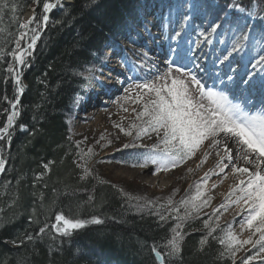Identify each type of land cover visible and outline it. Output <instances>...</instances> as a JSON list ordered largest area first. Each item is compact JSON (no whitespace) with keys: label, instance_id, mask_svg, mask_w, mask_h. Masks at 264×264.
I'll return each instance as SVG.
<instances>
[{"label":"trees","instance_id":"obj_1","mask_svg":"<svg viewBox=\"0 0 264 264\" xmlns=\"http://www.w3.org/2000/svg\"><path fill=\"white\" fill-rule=\"evenodd\" d=\"M138 1L69 0L49 12L46 26L41 23L35 49L20 67L24 90L11 142L0 141L6 162L0 172V264H156L151 247L166 251L163 245L175 221L161 222L151 209H133L110 181L93 175L80 179L83 171L76 166L69 126L87 65L106 41L126 33ZM43 2L5 0L7 7L0 11V48L5 51L0 56V127L16 96L6 71L12 58L6 53L14 47L11 41L24 12L32 10L42 22ZM236 2L218 0L211 5L215 11L199 8L204 12L200 17H220L230 4L248 8L253 0ZM255 3L258 14L264 15V0ZM49 161L46 170L43 165ZM56 213L84 220L97 217L102 223H89L67 237L50 228L38 236L40 227L55 222ZM197 221L186 223L175 264H233L234 258L216 239L209 238L199 250L207 230L200 232ZM214 236L219 238L216 232Z\"/></svg>","mask_w":264,"mask_h":264},{"label":"snow or ice","instance_id":"obj_2","mask_svg":"<svg viewBox=\"0 0 264 264\" xmlns=\"http://www.w3.org/2000/svg\"><path fill=\"white\" fill-rule=\"evenodd\" d=\"M36 2L38 3L39 0H36ZM255 2L256 0H253V3ZM58 4L59 0H55V2L44 0L42 22L36 20L34 13L26 22L18 24L20 31L11 41L14 47L6 53L7 56L12 58L6 71L12 78L16 96L9 101L11 111L5 110L7 119L0 127V141L11 142L12 133L10 130L16 122V118L20 115L18 111L19 95L24 90L21 86L20 67L27 63V57L32 54L31 50L35 49L39 39L41 23L46 26L49 20L48 13ZM6 7L5 0H0V11ZM229 7L240 9L238 4L229 5ZM12 10L15 12V6ZM240 10L243 11V9ZM34 23L37 24L35 28L31 27ZM218 26H214L212 30L215 31ZM3 31V29H0V32ZM29 33H31L30 37ZM179 35L180 33L177 32L176 36ZM173 38L175 39V37ZM242 38L247 39L248 34H243ZM240 46L238 40L232 50L238 51ZM188 51H191V49ZM3 55H5V51L0 48V56ZM176 58L190 62V57L184 51L177 50ZM224 59L227 60L228 57L225 56ZM172 63H175V61ZM257 64H264V55L260 56ZM175 72L180 75H172L170 64L168 71L163 75H157L154 80H145L142 83L135 84L134 88L137 90V95L133 102L141 105L140 110L133 109L135 113L134 121L128 125L127 129L120 124L113 125L126 136H133V130H135L134 139H140L141 136L148 135L150 132L156 134L157 142L143 156V160L132 164L133 167L140 168H146L149 164L155 165L153 175L162 171L167 172L190 159L206 140L210 141L208 146L215 148L216 156L219 157L215 167L219 168L220 172L217 173L212 170L206 172L200 182L194 186L190 185L189 190H186V195L179 201H174L172 196H169L164 204L145 201V205L161 210L154 213L158 216L159 221H175L170 228L171 237L163 245L166 251L161 252L155 244L151 247L156 264H175V260L180 257L182 252L186 223L196 219L201 210L210 205L211 197L206 195L202 185L207 183L210 175H220L229 167H231L233 174L238 173L245 178L239 179L238 183L230 189L228 196L225 198V203L213 209V215L217 222L215 227L210 223L211 217L209 220H204L203 226L207 232L199 241V250L203 251L204 246L208 244L209 238H211L218 240V243L233 258L236 257L238 251L244 249L245 245H250L254 252L252 255H248L242 261V264H251L256 259L264 260V110L257 112L244 110L240 104L232 103L225 92L206 88L197 76L186 67L177 66ZM159 81H163V83H159ZM193 88L198 95H193ZM127 91L129 90L126 89ZM4 99L7 100L8 98L5 96ZM204 101H207V103H204ZM124 110L128 111V109ZM20 127L23 129L24 125H20ZM222 134L225 139L231 140L237 145L235 153L227 143H223L221 139H218ZM100 139H105L103 134ZM108 143H111V141H108ZM222 143L225 155H221L220 146ZM77 147H79V144H77ZM123 147H140V145L129 143L124 144ZM209 154L208 152L204 153L201 164L206 162ZM77 155L80 157L81 162L77 163L76 166L82 169L83 175L80 179L83 180L92 175L88 167V161L94 153L89 148L87 152L80 151ZM240 159L246 165H252L253 167L250 169L246 166H238L235 160ZM225 160H227V163H225ZM5 163L2 149H0V172L4 171ZM51 163L49 161L44 164V169L48 170ZM199 166L197 165V167ZM188 171L191 172L192 169ZM42 175L37 176V179H40ZM99 182L105 183L104 181ZM192 187H195L194 194H190ZM212 187L215 188L216 185L213 184ZM119 191L128 200L140 201L143 199L142 197L129 196L122 189ZM173 195H175V191ZM232 197H235V199H232ZM228 201L241 206L240 212L246 211V215L240 224V230L243 232L246 229L249 232L247 239H239L238 234L232 230L231 224L226 225L223 229L220 228L218 223L220 215L218 213L220 209L227 211ZM137 206L143 207L144 205L138 204ZM243 206H246V208ZM54 219L55 222L51 225L45 223L43 227H40L37 235L45 234L50 228L56 234L67 237L89 223H102L97 217H92L90 220L74 219L66 217L63 213H56ZM217 230L223 233L219 238L214 236ZM28 239L30 240L32 237L28 236ZM245 250L247 251V249ZM233 264H235V261H233Z\"/></svg>","mask_w":264,"mask_h":264},{"label":"rangeland","instance_id":"obj_3","mask_svg":"<svg viewBox=\"0 0 264 264\" xmlns=\"http://www.w3.org/2000/svg\"><path fill=\"white\" fill-rule=\"evenodd\" d=\"M68 1L69 0H59L58 5L60 6L63 2ZM175 1L176 0L138 1V10L133 22L125 31L126 33L119 34L116 38H110V40L106 41L100 52L95 54L94 59L87 65L84 81L80 86L82 95L76 101L72 115L69 118L70 133L74 142L73 154L77 158L76 164L81 162L77 153L80 151L87 152V150L91 148L94 155L88 161V167L94 179L98 178L104 181H110L129 196L142 197V200L136 201L128 200V198L124 196L129 206L135 210L151 209L155 212L161 211L156 207L145 205V201H152L154 204H164L169 196H172L174 201H179L186 195V190H189L190 185L194 186L196 183L200 182L198 180L201 171L199 169L194 170L198 159L195 160L193 164H189L187 159L182 164L167 171L164 177L153 179V182L152 173L155 171V168L149 176L145 178L132 175V170L134 168H139L133 167L132 164L142 161L143 156L146 155L151 146L157 142L155 133L150 132L148 135L141 136L140 139H134L135 130H133V136H126L119 128L113 126L114 124H120L127 129L128 125L134 121L135 113L133 109H136V111L140 110L141 105L133 102L137 95V90L134 88V85L142 83L145 80H154L157 75H163L168 71L170 64L172 67V75L178 76L180 74L175 72L177 66L189 69L192 65V61L195 59L194 57H196L195 61L198 62L200 59H205L207 54L211 52L216 53L218 56L221 54V59L217 60L216 63H221L220 66H224L226 62L224 57H229L233 51L227 49L218 53L208 46L207 42L210 43V41L205 37L206 28L212 31L213 27L217 26L218 23L220 25L224 17H228L227 13L219 18L218 23H211V21L205 19L203 21L202 18L199 17L204 15L203 10L199 8L206 11L207 7L208 10L215 11L216 9L211 7V5L215 6L218 0H177L178 2H176V5ZM51 2H55V0ZM250 5L248 9L240 6V9H243V11L236 7H226L225 10L229 12L228 14L232 16L231 13H234L236 17L235 20L237 22L234 23V27L239 23L241 25L251 23L255 7L252 2ZM256 6H259V3H257ZM28 11L29 15L26 19L22 17V22H26L28 18L33 15L32 10ZM177 13L180 16L181 29L180 26H175L173 28V24H170L174 22V17ZM239 15H241L240 18L237 17ZM188 20H191L193 23L197 20L200 26H205L199 31H196L194 28L188 32L184 31L182 35H179L181 37L179 43L183 40H190V38L195 37L193 40L194 44L190 48V52L193 54V60L190 58V62L188 60H178L176 56H174L176 53L175 49H177V47H174V42L177 38L176 33L181 32L180 30L184 28ZM258 20L263 27L262 32L264 33V18L258 15ZM164 21L165 26L163 28L161 24ZM31 27L35 28L37 24L34 23ZM144 28L151 31V36L144 32ZM30 36L31 33H29V37ZM173 37H175V39ZM129 38H134L137 43L131 42V40H128ZM261 40L258 42L259 48L264 47ZM133 44H142L143 47H136L133 46ZM155 44L157 47L160 45V48L158 47L156 50L157 52L161 49L165 52L164 55L163 53L156 54L157 62L161 65L158 69H155V66H153L152 62L147 58L150 47ZM259 52L260 50L258 53ZM261 54L264 55V52L261 51L259 53V59ZM126 57H129V60ZM109 61H111L113 65L110 68L108 67V64H110ZM173 61H175V63H172ZM238 68L237 64L233 67L235 71L238 70ZM105 69L109 72L106 74L104 72L103 74ZM220 70L217 71L219 72ZM191 71H193L203 84V78L200 79L196 68L193 67ZM235 71L233 72L236 73ZM236 75L237 77H243L242 80L245 78L243 75H238L237 73ZM101 77H104L105 80L102 81ZM245 81L261 86L264 85V82L259 80L251 81L250 78L245 79ZM108 82H115L116 84H109L107 86ZM168 82L170 83V81ZM159 83H163V81H159ZM204 85L206 86L205 82ZM111 87H114L115 92L112 95H110V92L106 94L105 92L107 89ZM96 89H103V92H98ZM126 89L129 91L126 92ZM192 93L193 95H198L194 88L192 89ZM204 103H207V101H204ZM124 109H128V111ZM91 110L95 111V113L91 114ZM102 134L105 137L103 140L100 139ZM108 141H111V143H108ZM129 143L140 145V147H123L124 144ZM77 144H79V147H77ZM127 149H130L128 153H126ZM129 155H134L136 159H129ZM121 158L128 159V163L124 162ZM150 165L152 164L148 166ZM189 169H192V171L189 172ZM239 179H244V177L237 174L235 183L227 188L224 185L222 188L223 192L227 189L230 192V189L238 183ZM207 185L208 181L206 184L202 185L205 193ZM174 191L175 195H173ZM194 192L195 187H192L190 194H194ZM232 199H235V197H232ZM223 203H225V196H221L220 198L212 197L210 205L204 207L199 216L196 219L190 220V222L199 219L196 223L200 227V232H202V230L205 229L203 226L204 220H209L211 217L210 223L215 227L217 222L213 215V209L218 208L215 206H219ZM138 204L144 206L138 207ZM228 204L229 207L227 211L224 209L219 210L218 214L220 215V219L218 223L220 228L223 229L226 225L231 224L232 230L234 233L238 234L239 239H247L249 232L246 229L243 232L240 230V224L243 217L246 215V211L240 212L241 206L232 204L231 201H228ZM243 207L246 208V206ZM238 212L239 214H237ZM169 221L172 222V220ZM216 234L220 237L223 233L217 230ZM245 249H247V251ZM253 252L254 250L251 249L250 245H245L244 249L237 252L234 261H241L240 263L242 264V261L248 255H252ZM262 261L264 260L256 259L251 263Z\"/></svg>","mask_w":264,"mask_h":264},{"label":"bare ground","instance_id":"obj_4","mask_svg":"<svg viewBox=\"0 0 264 264\" xmlns=\"http://www.w3.org/2000/svg\"><path fill=\"white\" fill-rule=\"evenodd\" d=\"M236 1L237 0H232V3H239V2H236ZM28 15H29V11L24 12V14L22 16L23 19L24 18L26 19ZM176 22L177 21L175 20L174 24H176ZM158 47L160 48V45H158ZM158 47H157L156 44L151 46L150 49H149V53L147 55V58H149L150 62H152L153 66H155L154 67L155 69H158V68L161 67V65L157 62L156 54H160V53H163V55L165 54L164 50H162V49L159 52H157L156 50H157ZM109 62H110V64H108V67L110 68L113 65L111 64V61H109ZM104 72L106 74L109 71L107 69H105L103 71V74H104ZM101 79H102V81L105 80L104 77H101ZM109 84H116V83L115 82H108L107 86ZM96 91L103 92V89H99V90L96 89ZM108 92H110V95H112L115 92L114 87L108 88L105 93L107 94ZM246 94H248V93H245L244 95H242V97L244 98L246 96ZM249 97L250 96H248L246 99H248ZM90 113L93 114V113H95V111L91 110ZM91 114H89V115H91ZM218 139H221L223 141V143H227L228 146L230 148H232L234 153H235L237 145L234 142H232L231 140L225 139L223 134L220 137H218ZM209 143H210V141H207V140L204 141V143L197 150L195 155L192 156L190 159H188V163L189 164H193L194 161L198 159V161L196 162V165L194 167V170L195 169H199L201 171L198 181H201V178L204 176V174L206 172H209V170H212V171L217 172V173L220 172V169L215 167L217 161L219 160V157L216 156V149L215 148H210L208 146ZM223 143L220 146L221 155H225V153L223 152ZM205 152H208L210 154L208 155L206 162L201 164L200 163L201 162V158L204 156ZM235 162L240 167H245L246 166V167H249L250 169L253 167L252 165H246L242 159L235 160ZM225 163H227V160H225ZM197 165H200V166L197 167ZM154 168H155V165H150V166H147L146 168H140V167L139 168H134L132 170V175H135V176L140 177V178H145V177L149 176V174L154 170ZM166 174H167L166 172L165 173L164 172H158L155 175H152V182H153V179L158 178V177L162 178ZM237 174H233L232 170H231V167H229V168H226L224 173H221L220 175H210L209 178H208V185L206 187V195L210 196V197L212 196L213 198H220L221 196L222 197L225 196V198H226L228 196V194H229V191L227 189L226 191L223 192L222 188H223L224 185L226 186V188L228 186H230L231 184L233 185L235 183V179H236ZM213 184L216 185L215 188L212 187ZM212 197H211V199H212ZM215 207H218V206H215Z\"/></svg>","mask_w":264,"mask_h":264}]
</instances>
